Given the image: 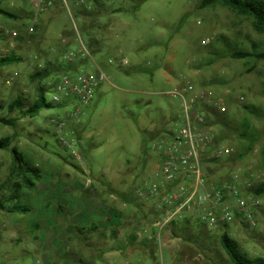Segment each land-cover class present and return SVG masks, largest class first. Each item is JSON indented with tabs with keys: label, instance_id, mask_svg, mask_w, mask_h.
<instances>
[{
	"label": "rangeland",
	"instance_id": "1",
	"mask_svg": "<svg viewBox=\"0 0 264 264\" xmlns=\"http://www.w3.org/2000/svg\"><path fill=\"white\" fill-rule=\"evenodd\" d=\"M200 1L147 0L134 10L129 0H111L112 9L121 12L107 19L103 49L92 52L86 37L79 33L90 54L83 56L76 34L63 38V31L74 30V22L79 31L81 24L75 17L73 22L60 2L42 9L34 8L28 0H0V6L18 18L0 16V57L15 54L22 59L0 67V104L22 97L25 106L32 105L38 97V84L30 76L42 70L46 60L64 63L69 52L76 55L71 62L72 75L93 74L98 67L107 77L86 106L73 100L43 109L34 119H21L16 128L0 123V139L10 137L12 146L41 170L36 188L25 190L20 200L10 201L12 191L6 182L12 154L0 151V205H4L0 206V264H79L77 260L99 264L96 254L105 246L103 235L92 238L76 232L81 227L78 220L86 218L88 211L76 203V195L64 193L78 183L86 186L88 180L94 186L104 182L127 196L128 202H124L114 193L127 212L141 218L142 205L149 218L160 220L153 207L137 201L135 191L145 180L156 179L160 158L153 146L167 129L174 128L180 114L179 101L166 94L177 84L187 81L197 90L209 89L217 97H229L233 105L227 114L237 120L247 116L245 107L264 115V61L232 56L235 51L264 52V35L254 30L250 20L225 7L200 9ZM71 12L75 15L74 8ZM33 19L38 20L36 36L27 30ZM48 82L53 81L42 84ZM56 95L51 86L46 93L48 102ZM240 97L245 100L240 102ZM76 107L81 114L74 120L70 116ZM212 113L213 131L219 136L221 127L216 124V112ZM54 116L66 121L65 138L76 139L75 148L83 153L86 166L60 143L51 124ZM0 118L20 116L4 110ZM250 121L258 140L251 150L247 141L234 136L219 143L232 147L234 154L210 162L211 180L235 182L244 189L264 183V117ZM14 205L27 206L29 212L10 213ZM59 207L63 213L58 212ZM142 225L139 232L144 237L150 233H144L147 223ZM180 226L161 232L158 222L156 233H161V241L156 237L153 253L138 254L135 260L140 258L141 263L136 264H231L219 244L221 232L211 230L213 233L206 235L210 237L208 250L202 251L185 237L194 238L209 229L194 222L187 228L188 236L176 238L173 231ZM69 227L75 228L72 233ZM229 233L250 258H264V219L255 229L231 225Z\"/></svg>",
	"mask_w": 264,
	"mask_h": 264
},
{
	"label": "built area",
	"instance_id": "2",
	"mask_svg": "<svg viewBox=\"0 0 264 264\" xmlns=\"http://www.w3.org/2000/svg\"><path fill=\"white\" fill-rule=\"evenodd\" d=\"M34 8L49 9L60 2L72 18V8L88 5V0H28ZM38 20H31L28 32H36ZM74 30L81 43L79 53L89 55L79 30L74 22ZM14 35H17L14 33ZM206 44V42H204ZM74 52L64 55L66 62L75 58ZM96 73L72 75L64 73L54 85L56 96L53 105L78 101V106L88 105L97 88L107 81L106 75L97 67ZM180 103V114L174 128L167 129L164 137L153 146L160 158L156 179L145 180L135 191L141 204L148 203L155 208L160 220L156 222L163 231L171 223L181 220L196 221L214 232H220L231 225L257 228L264 219V195H255L235 182L211 180L210 161L224 159L234 154L230 146L215 145L213 113L226 114L233 105L229 97H217L209 89L197 90L190 82L166 93ZM240 97L239 101H244ZM70 116L77 119L81 111L78 107ZM78 116V117H77ZM56 135L61 144L72 152V157L86 166L83 153L76 150V139L65 137L66 121L61 116L51 118ZM73 133V132H72ZM74 134V133H73ZM147 233V230H144ZM138 236H142L139 232ZM161 241V233L157 235Z\"/></svg>",
	"mask_w": 264,
	"mask_h": 264
},
{
	"label": "trees",
	"instance_id": "3",
	"mask_svg": "<svg viewBox=\"0 0 264 264\" xmlns=\"http://www.w3.org/2000/svg\"><path fill=\"white\" fill-rule=\"evenodd\" d=\"M111 0H88V5L79 6L75 8L74 17L80 22L81 28L79 33H83L86 37L87 45L92 50V52H100L103 49V44L108 30L107 19L116 12H121V10L112 9ZM114 2V0H112ZM147 0H129L134 10L139 9ZM115 3V2H114ZM225 7L236 15L246 18L251 21L254 30L260 34L264 35V0H201L199 4L200 9H207L214 6ZM0 16L7 19L18 18L6 11L0 6ZM29 27V26H28ZM27 27V28H28ZM38 23L35 26L37 29ZM3 31H0V37ZM75 30H65L63 31V38H69L74 35ZM31 36H36V32L31 34ZM41 54L45 53L41 52ZM40 55V53H39ZM233 58L237 60L241 59H255L257 61H264V52H249V51H235L233 53ZM22 59L15 54H10L4 57H0V67H6L16 63H20ZM73 69L71 68V63H68L64 59V63L51 60H46V66L42 70H38L30 76V80L33 83H37V93L38 97L32 105L25 106L24 99L22 97H17L13 102L5 105L0 104V112L7 110L8 113H18L20 118H0V123L5 126H10L12 128L17 127V122L24 118L34 119L43 109L52 108L54 105L48 102L46 98V93L50 90L51 86H54L56 81L61 75L58 73H70ZM53 81L52 83L42 84L43 81ZM62 106V105H59ZM247 116L237 120L228 116V114H218L215 113L216 124L221 127L220 135L215 138V145H220L219 143L225 141L230 137H236L239 140L247 141L249 143V149H252L253 144L258 140L257 136L253 131L252 122L250 119H259L264 117L262 111L255 108L245 107ZM0 151H7L12 154V163L10 167L9 178L6 182V186L10 187L12 195L10 201H18L22 197L25 190L34 189L37 183L41 180V170L38 166H33L25 158V156L14 146H12V140L10 137H4L0 139ZM244 155H239L238 158H242ZM219 159H214V162ZM222 182V181H221ZM248 192L255 195H264V183L257 185L256 187H250L247 189ZM4 208V205H0ZM144 208V206H142ZM155 211V208H153ZM10 213H27L29 208L27 206L14 205L9 209ZM59 213H63V208H58ZM159 216L158 213H155ZM146 213V218H147ZM149 217V216H148ZM145 218V219H146ZM199 226L202 224L194 221ZM192 220H181L171 223L168 227L179 224L181 225L178 231H173L174 236L177 238L179 234L188 236L187 228L194 224ZM167 227V228H168ZM74 227H69L68 232L72 233ZM86 229L78 228L76 232L84 235ZM92 230H97L96 227H92ZM212 232L210 229L206 234L203 231H199L196 237L188 236L185 240L189 243H193L198 246L202 251L208 250V244L206 241L210 237L206 235ZM219 244L227 257L229 258L231 264H264V258L255 257L250 258L246 253H244L240 247V244L232 237L229 233V227L220 231ZM213 233V232H212Z\"/></svg>",
	"mask_w": 264,
	"mask_h": 264
},
{
	"label": "crops",
	"instance_id": "4",
	"mask_svg": "<svg viewBox=\"0 0 264 264\" xmlns=\"http://www.w3.org/2000/svg\"><path fill=\"white\" fill-rule=\"evenodd\" d=\"M178 86L179 84L176 85ZM64 193L71 196L76 195L74 198L76 203L79 202L80 207L88 211L86 218L78 220L81 226L79 228L86 229L82 236H93L94 238L103 235L105 246L98 253L95 251L97 258L101 261L99 264L141 263L140 258L135 260L138 254L146 253L148 250L153 253L158 235L156 233L157 221L148 216L146 218L144 208L140 212L141 218L127 212V206L115 197L114 193H119L115 188L106 186L104 182H99V186H94L88 180L86 186L78 183V185L67 188ZM119 195L123 197L124 202H128L127 196L121 193ZM145 218L151 220L147 222ZM142 223H147L145 230L150 233H146L144 237L143 235L138 236L139 229L143 227ZM92 227H96L97 230H92ZM77 262L85 264V260H77Z\"/></svg>",
	"mask_w": 264,
	"mask_h": 264
}]
</instances>
